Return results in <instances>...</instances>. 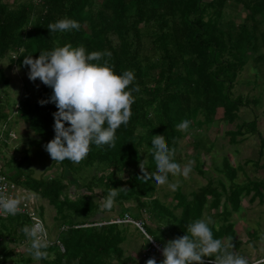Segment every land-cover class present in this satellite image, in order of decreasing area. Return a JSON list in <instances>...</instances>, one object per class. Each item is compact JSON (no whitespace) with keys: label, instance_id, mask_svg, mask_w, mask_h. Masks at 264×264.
Instances as JSON below:
<instances>
[{"label":"trees","instance_id":"obj_1","mask_svg":"<svg viewBox=\"0 0 264 264\" xmlns=\"http://www.w3.org/2000/svg\"><path fill=\"white\" fill-rule=\"evenodd\" d=\"M64 17L77 20L79 29L50 33L48 24ZM68 43L83 45L88 52L110 51L111 57L106 58L115 71L133 70L135 80L130 87L139 85L140 91L133 92L130 120L117 129L113 147L92 144L79 163L55 161L45 150L55 137L53 114L58 109L50 101L53 90L43 85L35 98L28 91L19 103H12L5 97L11 79L0 68V125L11 123L16 104V116L37 136L20 161L12 158L14 164H20L14 180L7 176L20 188L48 201L56 211L59 230L55 239H48L47 257L37 260L15 251L20 242H28L21 228L31 224V218L16 214L2 220L0 238L15 247L0 249V264H146L151 257L138 261L126 256L124 245L132 225L108 224L111 219L107 214L116 206L118 218L130 215L141 221L162 248L186 235L190 222L205 220L206 211L222 208L215 217L223 219V224L218 227L210 223V227L214 237L234 246L229 250H237L241 241L229 218L239 211L244 197L254 194L255 201L259 194L264 195V181L239 185L240 166L228 176L230 186L221 180L220 186H215L209 180L190 194L178 189L167 205L157 197V185L139 179L140 164L143 161L145 172H155L151 155L154 135H164L175 155L180 141L189 137L200 162L203 152L209 154L215 149V142L206 135L215 123L235 126L225 131L232 145L245 142L247 136H257L264 147L258 116L241 122L242 110L252 103L258 106L260 101L234 96L249 64H254L257 77L261 72L264 0H0V60L7 59L11 66L29 72V66L23 64L25 57L36 59L42 50ZM40 101L49 102L42 105ZM183 120L190 121V126L182 131L177 125ZM2 143L8 144L0 135V146ZM247 162L258 167L256 161ZM24 163H28V171L22 170ZM223 166L224 170L231 169L228 158H224ZM92 168L98 174L85 178L83 172ZM82 182L78 198H72V188H79ZM112 187L121 189L113 206L105 209L100 199ZM96 189L101 191V198ZM38 212L44 220V213ZM147 244L153 249L150 241ZM155 254L153 258L160 264L164 257ZM202 264H214V257H203Z\"/></svg>","mask_w":264,"mask_h":264},{"label":"clouds","instance_id":"obj_2","mask_svg":"<svg viewBox=\"0 0 264 264\" xmlns=\"http://www.w3.org/2000/svg\"><path fill=\"white\" fill-rule=\"evenodd\" d=\"M77 20L64 17L49 23L50 33L78 30ZM111 52H88L85 46H73L71 43L56 46L51 50H42L39 57H25L23 64L29 66V79L37 78L50 87V101L58 111L54 113L55 137L45 145V150L55 161L69 160L79 163L86 158L90 146L115 145L117 129L126 126L131 117V105L139 92V85L130 87L135 80L133 70L115 71L110 64ZM107 57V58H106ZM49 101H40L43 105ZM66 124L68 126H66ZM190 121L183 120L179 130H187ZM151 155L155 172H145L143 161L140 164L141 180H151L158 186L168 185L176 190L179 182H170L173 177H188L192 171V161L182 165L174 159L175 150L170 149L164 135H154L151 140ZM0 177V181L4 180ZM121 189V188H120ZM120 189L111 188L102 198V207L110 209ZM21 197L0 192V211L15 216L20 211ZM211 221L197 219L187 224V234L169 241L162 250L164 259L160 264H202L203 257H214V264H250L247 256L237 253L233 245L214 237ZM21 231L30 242L27 251L37 260L47 257L49 246L47 229L42 220L34 218ZM148 242L154 238L144 233ZM21 242L19 247H24ZM146 264H157L150 258Z\"/></svg>","mask_w":264,"mask_h":264},{"label":"rangeland","instance_id":"obj_3","mask_svg":"<svg viewBox=\"0 0 264 264\" xmlns=\"http://www.w3.org/2000/svg\"><path fill=\"white\" fill-rule=\"evenodd\" d=\"M13 1H11L12 3ZM238 19V23H240ZM261 72L256 76L257 71L254 68V64L251 63L246 67L239 79V83L234 89V96H244L251 99H257L260 101L258 106L251 104L249 109H243L241 112L242 121H252L256 116L259 118V130L264 136V60L259 64ZM0 68L5 70L6 75L11 79V84L7 88L5 97L8 98L12 103H19L26 92L30 91L35 98L37 92L43 87V83L37 78L36 81L29 79V72L16 67L11 66V62L7 59L0 60ZM15 104V105H16ZM13 106V117L10 120L11 123L6 125L3 123L0 125V135L3 140L7 141L8 144H1L2 155L0 157V173H4L13 179L17 169H19V162L13 163V157L17 158L18 161L24 156V152L31 149V142L36 139V134L30 130L27 124L21 121L17 116V107ZM252 109V110H250ZM222 116L221 112L219 118ZM235 126H223L222 124L215 123L210 130L206 131L208 140L212 143L215 142V149L212 153L206 154L203 152L201 161L197 162L195 155L196 151L190 138H184L180 141V147L176 153L174 159L180 162L182 165L192 161V171L188 177L176 176L173 177L169 174L170 182H179L176 190H172L167 184L158 186L157 197H159L163 203L171 205L173 202L174 193L181 189L185 194L200 190L206 186L209 180H212L215 186H220L219 181H223L230 186L231 181L228 176H232V172L239 170L240 166L243 169L238 171V177L236 183L239 185H247L250 181H264V147L261 145V141L257 136H247L245 142L239 145H232L230 138L225 135V131L228 129H234ZM241 139V138H239ZM263 150V155L260 152ZM31 151H35L34 149ZM35 153V152H34ZM224 158H228L232 167L231 169H225L223 166ZM247 161H256L258 167L252 163L247 164ZM247 162V163H246ZM51 164V163H49ZM36 167V164H34ZM33 167V168H34ZM28 163L22 165V170L28 171ZM21 170V171H22ZM200 170L204 171V175L200 173ZM56 170L50 172L48 175H52ZM232 171V172H231ZM23 172V171H22ZM98 174L95 168L92 170H86L83 172L85 178H91L93 175ZM14 180V179H13ZM82 184H78L79 188H72V198H78V193L83 189ZM77 190V191H76ZM96 194L101 198V191L96 189ZM85 193L89 194V191L85 189ZM264 193V192H263ZM254 194L251 196L244 197L242 205L237 212L229 218V222L234 225L235 231L237 232V238L241 241L240 247L235 250L237 253L247 256L250 264H264V195H258L255 201L252 200ZM35 208L40 212L44 213V224L47 229L48 238L52 236L55 239L59 233L56 229V211L48 203V201L41 199L39 196L32 193ZM103 202L102 199H100ZM128 207H135L133 204H127ZM121 209V208H120ZM37 211V213H38ZM222 211L211 210L206 211L205 220L211 221V224L221 226L223 219L215 217L216 213ZM230 211H233L230 208ZM119 212V206H116L115 211L108 212L107 216L110 217L111 221H117ZM181 210L177 211L179 214ZM148 215L145 214V218ZM4 219L0 218V226L3 225ZM150 222V220H148ZM9 223L8 221L6 222ZM128 240L124 245L126 256H133L138 261L145 259L147 256L153 258L156 254L153 249L147 245V238L143 237L142 230L135 224H131ZM138 228L139 231L136 229ZM144 234V233H143ZM170 237H167L169 240ZM161 247L160 245H158ZM15 247V245H13ZM28 248V247H27ZM25 248H19V253L25 252ZM162 248V247H161ZM163 249V248H162Z\"/></svg>","mask_w":264,"mask_h":264},{"label":"built area","instance_id":"obj_4","mask_svg":"<svg viewBox=\"0 0 264 264\" xmlns=\"http://www.w3.org/2000/svg\"><path fill=\"white\" fill-rule=\"evenodd\" d=\"M41 2V0H37ZM0 177H4L5 179L0 181V192H4L5 194L13 195L21 197V206L20 211L17 214L28 216L33 221L34 218H38L39 220L43 219L39 216V212L37 213L38 209L35 208V203L33 200V196L29 193V191L20 188L15 182H13L7 175L0 174ZM11 215L6 214L3 211H0V218L8 219ZM108 224H135L137 225L143 233L146 232L144 229V224L141 221L134 220L130 215H126L122 219H118L117 221H111ZM47 240L48 235H47ZM49 241V240H48ZM153 245V250L155 253L159 252L162 253V248L158 246L154 240L150 241ZM25 245V244H24ZM63 252H65V248L63 245H60ZM264 262V261H262Z\"/></svg>","mask_w":264,"mask_h":264},{"label":"crops","instance_id":"obj_5","mask_svg":"<svg viewBox=\"0 0 264 264\" xmlns=\"http://www.w3.org/2000/svg\"><path fill=\"white\" fill-rule=\"evenodd\" d=\"M31 195H32V193L31 192H29ZM1 228V227H0ZM22 242H25V245H24V247H16L15 248V251L17 252V253H19V248H27V247H29L30 246V243H28V242H26V241H22ZM21 243V242H20ZM3 247H7L9 250L10 249H13L14 247H13V244H11L10 242H8L6 239H4V238H0V249H3ZM22 253H24L25 255H30L31 253H29L28 251H27V249H26V251L25 252H22Z\"/></svg>","mask_w":264,"mask_h":264}]
</instances>
